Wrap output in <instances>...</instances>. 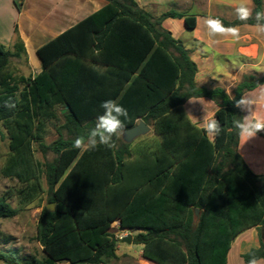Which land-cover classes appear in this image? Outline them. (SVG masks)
<instances>
[{
	"label": "trees",
	"instance_id": "obj_1",
	"mask_svg": "<svg viewBox=\"0 0 264 264\" xmlns=\"http://www.w3.org/2000/svg\"><path fill=\"white\" fill-rule=\"evenodd\" d=\"M106 1L38 49L43 71L36 76L20 75L10 65L25 55L22 42L13 52L0 44V125L10 141L2 174L19 185L0 196V219L19 214L15 198L25 207L46 193L48 205L55 204L54 211L43 207L38 218L36 240L45 256L22 263L111 264L118 258L115 222L138 232L142 259L152 264H228L234 239L251 228L259 229L262 242L245 260L264 257V173L239 152L241 138L232 124L244 116L232 98L263 85L264 77L238 85L233 97L199 87L189 50L163 27L167 19H184L192 31L196 16L170 10L155 17L135 0ZM252 2L254 11L264 10V0ZM221 20L226 26L255 23ZM192 98L216 103L219 136L191 121L184 105ZM109 99L128 110L125 130L142 120L153 127V142L133 147L114 137L112 149L73 147ZM8 102L16 108H6ZM58 108L67 109L60 132L69 139L60 134L57 157L42 165L34 144L50 149L43 141L47 125L59 120ZM257 138L264 140V132ZM262 157L261 151L254 158ZM3 237L6 244L13 240ZM0 261L20 264L3 253Z\"/></svg>",
	"mask_w": 264,
	"mask_h": 264
},
{
	"label": "crops",
	"instance_id": "obj_2",
	"mask_svg": "<svg viewBox=\"0 0 264 264\" xmlns=\"http://www.w3.org/2000/svg\"><path fill=\"white\" fill-rule=\"evenodd\" d=\"M135 1L139 7L155 17L174 10L189 16L194 15L197 19L209 15L224 18L221 12L224 4L218 0L216 2H213V0ZM107 4L106 0H0V44L8 51L13 52L15 45L22 42L26 53L17 58L22 63H19L15 70L18 74L26 77L36 76L43 71L42 64L37 56L38 49L95 14ZM195 6L199 9L193 11L192 8ZM183 23L188 29L183 19L171 18L163 22V27L169 29L177 40H183L182 38L185 35L181 29ZM239 27L241 32V29H247L246 27L250 26L241 25ZM201 30L203 35L200 38L199 48L206 53L207 57H199L198 59L195 57V53H192L193 49L183 43L186 49L191 52L192 60L198 65V83L209 84L211 81L221 79L229 69L233 70L232 76L237 75L241 70L240 64L243 60L264 59V40L261 38H257V43L241 48V37L239 39L217 37L221 42L212 44L203 24H201ZM33 56L36 57V60L33 59ZM192 100L198 101L201 99L189 100L184 105V109L191 121L202 129L203 124L200 118L194 120L186 109ZM255 139L258 142L260 140ZM255 139H252V141ZM249 143L241 139L239 152L252 169L258 173H264V158L255 160V155L251 154L254 147ZM251 148L253 149L251 150ZM117 223L119 224V222ZM261 242L262 237L259 229L251 228L244 231L232 243L227 257L228 264H247L245 256L254 250H258L256 244L259 243L261 247Z\"/></svg>",
	"mask_w": 264,
	"mask_h": 264
},
{
	"label": "rangeland",
	"instance_id": "obj_3",
	"mask_svg": "<svg viewBox=\"0 0 264 264\" xmlns=\"http://www.w3.org/2000/svg\"><path fill=\"white\" fill-rule=\"evenodd\" d=\"M216 1L217 0H213V2ZM218 1H222L224 4L223 5L224 8L221 9L224 18H220V19H223L227 22H233L238 19L235 13L236 6H238L240 3H249V0H218ZM250 6L254 7L252 0H250ZM192 9H194L193 11H196V9L199 8L195 6ZM201 24H202V20L200 18L197 19L196 29L191 31L186 29L183 23L181 29L185 35L182 38L183 40H179L182 43H185L188 47H191L193 49L192 53H195V57H197L198 59L199 57H207L206 53H204L201 50V48H199L200 40H201L200 38H202L203 35V33H201L202 31ZM246 28L247 29H241L240 32L241 48L252 43H257V38H261L262 40H264V35L257 34L254 28H252L251 26ZM164 29L169 31V29L165 27ZM34 58L36 60L35 56H33V59ZM19 63H22V61L18 60L17 58L10 59V65L12 68L14 67L13 69L15 68L17 69ZM240 67L241 70L237 75L234 74L232 76L233 70L229 69L225 76H223L221 79L211 81L209 84H205L204 82L198 83L197 75H196L197 85L199 87H204L210 90L222 89L227 95L233 97L234 91L238 85L242 84L246 80L249 81L252 80V82H256L264 77V59L263 60L246 59L242 61ZM262 86H264V84L244 94V95H249L257 100L253 115L258 118H264V98H262V94H261ZM192 99H201V100L190 101L186 109L194 118V120L200 118L202 124H204L206 120L215 116V113L219 109L216 103L208 98H192ZM196 103L198 105H195ZM63 110H64L63 108H58L57 114L59 120L50 122L47 125V133L43 143L44 145L50 147V149L46 152H43L39 146V143L34 144L36 160L39 161L42 165L53 162L54 159L57 157V152L55 150V143L60 140V136H61L60 134H62V138L64 140L69 139L66 132L64 131H62V133L60 132V126L64 123ZM197 111L200 113L199 115ZM246 114L247 113L244 112V115ZM120 138L124 141L123 136H121ZM154 138H155L154 130L153 127H151V132L149 134L139 137L129 144H132L133 147L134 146L137 147L145 142H150V143L153 142ZM9 142L10 141L7 132L0 125V196L5 194L6 192H9L10 190H15L19 188L17 181L12 180L10 178H6L2 174V169L6 162L7 156L10 152ZM248 142H250L249 145H252L255 148V150H253L252 153L255 152V155L256 154L261 155V151H262V153L264 154L263 139L259 140V142L256 141V139L254 141L250 140ZM252 149L253 148H251V150ZM43 185H44V189L47 190V185L45 180H43ZM12 204L13 207L19 209L20 211L19 214L14 218L0 219V253L14 257L18 262H20V264H23L22 262L30 257H37L39 259H42L45 256V254L42 251V246L36 240V235H37V224H38L39 215L43 207L48 206L47 194L43 193L37 200H35L34 202H32L31 204L25 207H21L17 198H15L12 201ZM111 232L118 240V251H117L118 258L111 260V264H152L142 259V250H143L142 245L137 243L135 240L138 232L122 230L120 229V226L117 222L113 223ZM129 234L133 235V241L131 244H127L123 242V239L128 237ZM3 235L9 236L13 238V240L8 244H6L4 243L5 238L3 237ZM0 264H7V263H5L4 261H0Z\"/></svg>",
	"mask_w": 264,
	"mask_h": 264
},
{
	"label": "clouds",
	"instance_id": "obj_4",
	"mask_svg": "<svg viewBox=\"0 0 264 264\" xmlns=\"http://www.w3.org/2000/svg\"><path fill=\"white\" fill-rule=\"evenodd\" d=\"M235 13L240 21L254 20L255 23L251 27L254 28L257 34L264 35V10L254 11L249 0V3H240L236 6ZM201 20L212 44L221 42L217 37H232L234 39L240 37V27L238 25L226 26L220 18L211 15L202 17ZM261 94L264 98V86L261 87ZM232 100H234L236 108L247 113L242 119L232 122L238 136L245 142L257 138L259 133L264 132V118L253 115L257 100L249 95H242L239 100L233 97ZM4 106L8 109L16 108V105L11 102L6 103ZM100 108L102 113L96 117L94 125L88 128L86 135H80L75 139L73 147L82 151L94 150L99 146L112 149L116 147L114 137L125 136L126 121L129 117L128 110L111 99L102 102ZM85 127L87 128V125ZM202 131L215 137L223 132V128L220 121L213 116L204 122ZM259 247L260 245L257 243L256 248L259 249ZM247 264H264V257L251 254Z\"/></svg>",
	"mask_w": 264,
	"mask_h": 264
},
{
	"label": "water",
	"instance_id": "obj_5",
	"mask_svg": "<svg viewBox=\"0 0 264 264\" xmlns=\"http://www.w3.org/2000/svg\"><path fill=\"white\" fill-rule=\"evenodd\" d=\"M67 111V109L63 110V112L65 113ZM151 132V127L149 125H147L144 121L140 120L138 125H136L135 127L125 130V136H123V139L125 141V143H131L133 142L135 139L145 136L147 134H149ZM49 211H54L55 210V204H50L47 206ZM196 214L198 215L200 213L199 209H196ZM129 231V230H128ZM263 238H264V228H263ZM133 241V235L129 234L128 237L123 239V242L127 243V244H131Z\"/></svg>",
	"mask_w": 264,
	"mask_h": 264
}]
</instances>
